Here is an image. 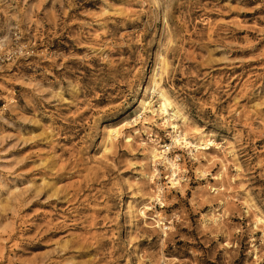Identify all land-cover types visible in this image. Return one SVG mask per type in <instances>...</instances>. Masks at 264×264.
<instances>
[{
    "label": "rangeland",
    "instance_id": "374dc122",
    "mask_svg": "<svg viewBox=\"0 0 264 264\" xmlns=\"http://www.w3.org/2000/svg\"><path fill=\"white\" fill-rule=\"evenodd\" d=\"M15 46L0 264H264V0H0ZM173 123L213 145L171 146L170 185Z\"/></svg>",
    "mask_w": 264,
    "mask_h": 264
},
{
    "label": "bare ground",
    "instance_id": "6f19581e",
    "mask_svg": "<svg viewBox=\"0 0 264 264\" xmlns=\"http://www.w3.org/2000/svg\"><path fill=\"white\" fill-rule=\"evenodd\" d=\"M162 68L164 70V65H163V67H161V69ZM156 76H157V74H155V76L152 75V77H154V79H153V85H154L153 88L154 89L151 92V94L156 95L157 99L160 103H164V101H165L164 100V94H163V91L159 88V86H158L159 84L155 81ZM158 77H160V75ZM160 103H159L158 108L156 110H153L152 101H140L139 106H141V109L144 110V112L148 111V112L153 113L152 115H154V113H156V112H159L164 117H167V123H169L174 118L173 113L168 112V110L166 108L167 107L166 103L164 104L165 107H162V105H160ZM164 126H165V124H164ZM172 129L174 131L173 132L174 136H171V143L169 146H160L158 148L153 146V147H151V150H150V159L153 162H156L159 160H167L168 166L170 169L169 173L171 172L168 176V178H170V181L168 182V184H170V185L173 182H174V184L178 183V174L181 172V170L179 168V170L176 171V173H175L173 166H172V162L169 160L171 158H170L168 152H169L171 146L176 144L180 148H186V149H190L191 151H194L195 153H200L202 150H205V149L208 150L207 146L210 147L213 145L210 141H206L204 143V142H202V140H199V142L196 145H194L193 143H191L189 141H185L184 139H181L179 137V135L177 133L178 126L176 124H174V123L172 124ZM112 136H114L116 138L118 136V132H116L115 130H109L107 133L106 139H105V144L111 143V137ZM167 155H168V157H167ZM177 159H178V157H175L174 159H171V160L175 162V160H177ZM176 165L179 167L178 163H176ZM156 200L157 201L159 200L158 196H157Z\"/></svg>",
    "mask_w": 264,
    "mask_h": 264
},
{
    "label": "built area",
    "instance_id": "2783aa9c",
    "mask_svg": "<svg viewBox=\"0 0 264 264\" xmlns=\"http://www.w3.org/2000/svg\"><path fill=\"white\" fill-rule=\"evenodd\" d=\"M28 54L29 52L21 46H15L8 53L0 54V70L6 63H9L20 56H25Z\"/></svg>",
    "mask_w": 264,
    "mask_h": 264
}]
</instances>
